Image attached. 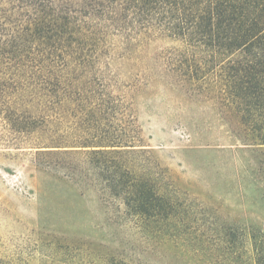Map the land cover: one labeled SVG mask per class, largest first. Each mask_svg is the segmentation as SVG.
<instances>
[{
  "label": "trees",
  "instance_id": "trees-1",
  "mask_svg": "<svg viewBox=\"0 0 264 264\" xmlns=\"http://www.w3.org/2000/svg\"><path fill=\"white\" fill-rule=\"evenodd\" d=\"M155 81L215 105L222 140L196 148L250 150L255 186L240 191L264 207V0H0V140L35 152L34 192L93 195L104 233L40 252L60 264H264L260 217L195 197L140 145L135 99Z\"/></svg>",
  "mask_w": 264,
  "mask_h": 264
},
{
  "label": "rangeland",
  "instance_id": "rangeland-1",
  "mask_svg": "<svg viewBox=\"0 0 264 264\" xmlns=\"http://www.w3.org/2000/svg\"><path fill=\"white\" fill-rule=\"evenodd\" d=\"M158 46L150 47L152 55ZM134 108L140 145L153 151L156 161L168 168L182 187L195 197L213 198L214 203L229 206L232 213L253 212L251 217H260L264 224V207L255 206L257 195L240 191V187L255 186L247 170L254 167L253 153L249 150L218 154L196 148L201 143L217 144L222 140L213 103L155 81L149 89L138 93ZM5 144L0 140V264H60L44 256L49 252H40L41 241L49 242L53 237L104 240V233L91 225L97 207L93 195L80 198L70 193L67 198L55 196L51 200L34 192L32 185L38 186L35 152ZM238 149L243 148L233 147V151ZM238 173L244 176L242 185ZM113 236L115 242L125 238L115 231ZM132 236V246L137 249L134 252H139V236ZM246 253L252 256L250 242L246 244Z\"/></svg>",
  "mask_w": 264,
  "mask_h": 264
}]
</instances>
